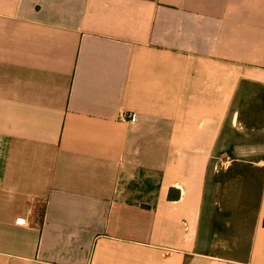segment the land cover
Returning a JSON list of instances; mask_svg holds the SVG:
<instances>
[{"label": "crops", "instance_id": "0c3cea01", "mask_svg": "<svg viewBox=\"0 0 264 264\" xmlns=\"http://www.w3.org/2000/svg\"><path fill=\"white\" fill-rule=\"evenodd\" d=\"M263 221L264 0H0V264H264Z\"/></svg>", "mask_w": 264, "mask_h": 264}, {"label": "built area", "instance_id": "2783aa9c", "mask_svg": "<svg viewBox=\"0 0 264 264\" xmlns=\"http://www.w3.org/2000/svg\"><path fill=\"white\" fill-rule=\"evenodd\" d=\"M130 120L134 121V120H135V117L132 115V116L130 117ZM19 223L21 224L22 221H19Z\"/></svg>", "mask_w": 264, "mask_h": 264}, {"label": "trees", "instance_id": "16d2710c", "mask_svg": "<svg viewBox=\"0 0 264 264\" xmlns=\"http://www.w3.org/2000/svg\"><path fill=\"white\" fill-rule=\"evenodd\" d=\"M263 226H264V221H263Z\"/></svg>", "mask_w": 264, "mask_h": 264}]
</instances>
